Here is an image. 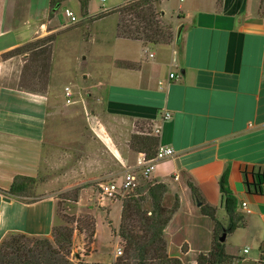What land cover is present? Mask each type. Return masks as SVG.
Returning <instances> with one entry per match:
<instances>
[{"label":"crops","instance_id":"0c3cea01","mask_svg":"<svg viewBox=\"0 0 264 264\" xmlns=\"http://www.w3.org/2000/svg\"><path fill=\"white\" fill-rule=\"evenodd\" d=\"M129 1L113 0L95 14L88 7L81 32L65 17L67 6L50 16V0H0V243L8 235L50 238L56 197L74 189H80L78 212L96 222L92 245L105 222L99 211L109 227L117 211L119 225L122 204L102 198L95 186L115 177V156L135 164L141 154L131 149L136 135L157 138L158 146L175 152L150 178L167 186L166 208L172 207L167 200L178 199L165 229L168 256L196 264L211 250L213 222L200 213L187 183L227 226L218 180L228 170L244 225L226 237L225 252L240 264H264V188L257 194L245 186L251 174L264 173V1L162 0L159 9L176 35L168 45L118 38L116 14L87 23ZM70 2L80 10L77 0ZM172 2L176 20L167 16ZM52 35L41 65L26 67L30 54L40 56L45 46L3 58ZM61 48L72 57L62 61L75 62L71 104L63 89L72 83L57 78ZM18 177L35 185L12 194ZM113 254L110 263L93 260L92 246L84 261L112 264Z\"/></svg>","mask_w":264,"mask_h":264},{"label":"trees","instance_id":"16d2710c","mask_svg":"<svg viewBox=\"0 0 264 264\" xmlns=\"http://www.w3.org/2000/svg\"><path fill=\"white\" fill-rule=\"evenodd\" d=\"M65 1L50 0V16H53ZM77 1L80 5L81 17L86 18L89 0ZM161 1L132 0L112 10L101 12L88 20L92 22L116 14L118 16L116 28L118 38L142 41L151 45H168L175 40L176 35L172 25L164 20V13L159 9ZM44 40H47V44L51 45L54 36L24 45L21 47L24 49L16 50H20L19 53L32 51L37 47L46 46ZM31 46L33 47L27 48ZM49 50L51 51V49ZM50 51H48L49 54ZM157 148V138L132 136L131 149L144 154L149 159L155 156ZM250 176L251 180L247 178L245 181L247 190L257 194L262 193L264 173L251 174ZM35 182L33 179L18 177L10 192L16 195L22 194L32 188ZM187 184L200 213L209 217L213 222L211 250L208 253L200 254L196 264H230L233 258L226 254L225 242H220V238L223 234L227 237L242 227L244 221L237 211V199L228 186V170H225L218 180L221 202L228 217L227 226L217 219L216 209L206 204L192 182L188 181ZM79 190H72L75 203L78 202ZM167 190V186L163 183L147 181L144 186L138 187L136 192L122 201L120 224L113 234L124 244L123 255L118 257L114 264H182L179 259L171 258L167 253L165 229L178 210L177 198L171 208H166L163 205ZM146 203L149 204L150 210L144 208ZM51 236L52 240L44 238L37 243L24 244L17 239L26 238L25 235H12V242L0 243V264H75L69 260V235L65 233L57 235L52 230ZM88 255L86 254V256ZM76 264L101 263H87L78 259Z\"/></svg>","mask_w":264,"mask_h":264},{"label":"rangeland","instance_id":"374dc122","mask_svg":"<svg viewBox=\"0 0 264 264\" xmlns=\"http://www.w3.org/2000/svg\"><path fill=\"white\" fill-rule=\"evenodd\" d=\"M79 3V2H78ZM113 3V0H106V2L104 4H102L99 0H89V10L91 11L92 14H95L99 11L102 10L103 7H109L111 4ZM103 5V7H102ZM68 7L70 10H72L75 14V16L77 17V19L79 20L78 23L75 24V26H77L79 28V31L82 32V30L84 28L83 25H85L86 23L85 20L82 18L81 19V13L79 10V7L77 5V2H70L69 4L65 3L62 5L61 8L64 7ZM167 16L168 17H172L173 20H176V18L178 17V4L177 3H169L167 5ZM59 11V10H58ZM57 11V12H58ZM64 11V9H63ZM70 22V21H69ZM87 23H90L89 21H87ZM109 23V22H106ZM77 28V29H78ZM54 36V35H52ZM45 45L48 43L47 40H44ZM43 43V44H44ZM30 44V43H29ZM31 47H27V48H32ZM24 49V48H21ZM49 49H51V45H46L43 48V53L42 50H40V56H36L35 53H31L28 63L26 64V67L29 65H32V63H36V64H40V59L41 57L44 55L49 57ZM20 50H16L14 52H12V54H5L3 56V58L11 56L13 54H17L19 53ZM59 53V57H58V69H59V76H57L58 80L61 81V83L64 82H68V83H72L71 84V89H73L74 91L77 90V81L76 80H72L69 79V72H70V68L72 65L75 64L74 61L72 62H68V63H64V61H62V56H66L68 57L67 59H72V57L69 55L68 51H65L61 48V50L58 51ZM48 66H50V63L48 62ZM39 70V67H38ZM72 70V69H71ZM44 74V73H43ZM70 80V81H68ZM72 90V91H73ZM74 100V98H73ZM107 150V149H106ZM104 151V150H103ZM118 163L117 169H116V173H115V177L109 179V178H105L104 180H102L100 183H104V182H109V181H113V180H119V177L122 174V171L124 169V166L121 165V162L117 161ZM130 162L131 159H130ZM126 166V163L124 164ZM132 166V164H131ZM126 167H130V166H126ZM147 181L150 180H140L139 181V187L140 186H144L146 184ZM136 192V191H135ZM95 193L96 194H100V188L99 185L95 186ZM31 195V194H29ZM173 200V199H172ZM171 199L167 200V203L169 204L171 202L170 206H173V202ZM166 201L165 199L163 200V205L166 207ZM122 204V203H121ZM144 208L146 210H150V206L148 203H146L144 205ZM106 212L104 211H99V215H101V217H103V219H105V222L103 223V225L99 226V233H98V238L95 241V243L92 245L93 243V238H94V234H95V219L94 217L89 214V213H84V212H78L77 209V204L73 201V192L71 191H67L64 193H61L59 195H57L56 197V210H55V223H54V228L53 231H55V233H65L66 235H69L70 237V245L67 246L69 247L70 250V254H69V260L72 263H78V259L80 260H85L86 259V254H91L92 252V246H93V260H98L100 262H104V263H110L113 260V253L115 252L117 247H120L123 251V242L120 240V242H118L117 239H115V236L113 234V232L118 229L119 225H118V212L114 211L113 215L111 216L112 219V224L109 227L108 224L109 222L106 221ZM120 224V223H119ZM26 238H16L19 242L24 243V244H33V243H37L40 239H44L45 237H30V236H25ZM12 235H8L6 238H4V240L2 242L8 244L10 242L13 241L12 239ZM50 240H52V236L50 238H48ZM16 240V241H17ZM236 248L239 249L241 251V255H242V245L238 244L236 245ZM116 255V254H115ZM123 255V253H122ZM121 256H116L115 261L118 259V257H122ZM114 261V262H115ZM114 262L112 264H114ZM231 264V263H230Z\"/></svg>","mask_w":264,"mask_h":264},{"label":"built area","instance_id":"2783aa9c","mask_svg":"<svg viewBox=\"0 0 264 264\" xmlns=\"http://www.w3.org/2000/svg\"><path fill=\"white\" fill-rule=\"evenodd\" d=\"M101 2H105V0H100ZM178 2H182L183 0H177ZM65 17L70 21V23L74 24L78 22L77 17L74 12L68 8L64 9ZM151 56V55H150ZM170 79L177 78L174 74L169 75ZM64 100L66 104H71L73 102V91L69 86H65L63 89ZM171 118L170 113H165L163 116V120H169ZM160 132L159 128H156L155 135L158 136ZM175 157V152L171 147H162L158 146L155 156L153 158H147L144 154H139L136 158L135 164L126 167L122 160L115 156L117 161L121 162V165L124 166L121 176L119 180H113L109 182H104L99 184L100 188V196L104 199L110 201H118L122 203V201L132 195L137 188L139 187V181L142 179L150 180L152 173L156 169V165L164 161L166 159H171ZM243 209L246 213H249V209L247 208L246 203L242 204ZM249 249H244V253L247 254ZM123 253L120 247H117L115 250L116 256H121ZM241 261H232L231 264H240ZM255 264H262L261 261H256Z\"/></svg>","mask_w":264,"mask_h":264},{"label":"water","instance_id":"95a60500","mask_svg":"<svg viewBox=\"0 0 264 264\" xmlns=\"http://www.w3.org/2000/svg\"><path fill=\"white\" fill-rule=\"evenodd\" d=\"M225 239H226V235H225V234H223V235H222V237L220 238V242H224V241H225Z\"/></svg>","mask_w":264,"mask_h":264}]
</instances>
